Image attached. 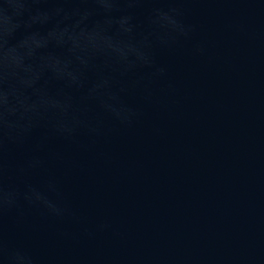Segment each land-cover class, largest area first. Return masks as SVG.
Listing matches in <instances>:
<instances>
[{
    "label": "water",
    "instance_id": "obj_1",
    "mask_svg": "<svg viewBox=\"0 0 264 264\" xmlns=\"http://www.w3.org/2000/svg\"><path fill=\"white\" fill-rule=\"evenodd\" d=\"M0 264H264V0H0Z\"/></svg>",
    "mask_w": 264,
    "mask_h": 264
}]
</instances>
